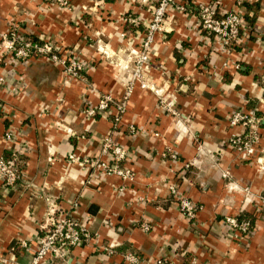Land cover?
<instances>
[{
  "label": "crops",
  "instance_id": "obj_1",
  "mask_svg": "<svg viewBox=\"0 0 264 264\" xmlns=\"http://www.w3.org/2000/svg\"><path fill=\"white\" fill-rule=\"evenodd\" d=\"M68 1L69 9L44 0H0V34L14 27L84 63L81 79H71L45 56L17 60L0 51V156L15 152L21 165L14 187L0 185V254L13 261L8 264L25 263L52 205L57 214L71 213L90 236L66 260L43 264H126V252L136 253L140 264L160 257L169 264H264V120L250 157L228 142L245 131L229 123L234 109L264 115L258 37L264 0H178L185 10L167 14L143 72L159 95L136 84L117 125L114 109L92 118L83 109L104 94L122 96L133 49L157 0ZM198 1L220 13H243L239 44L224 46L199 30ZM129 14L141 23L125 21ZM106 135L126 150L123 165L132 181L68 161L70 153L101 157ZM170 185L196 205L193 220L179 211ZM225 215L248 219L250 232L229 231Z\"/></svg>",
  "mask_w": 264,
  "mask_h": 264
},
{
  "label": "built area",
  "instance_id": "obj_2",
  "mask_svg": "<svg viewBox=\"0 0 264 264\" xmlns=\"http://www.w3.org/2000/svg\"><path fill=\"white\" fill-rule=\"evenodd\" d=\"M54 3L60 7L69 9L68 0H44ZM145 1V0H141ZM199 30L208 36L216 37L221 44L230 47L239 44L242 37V31L245 29V20L241 11L230 10L220 13L216 5L211 2L198 1L195 3ZM171 10L184 11L185 4L178 0H157L151 13L150 19L145 24V29L141 37L139 46L133 49L134 53L131 57V74L127 82L122 96L114 99L109 94L100 96L95 105L86 106L83 109L85 116L92 118L96 114L105 113L114 109L113 125L120 122L121 116L124 113L127 105V100L131 95L133 88L138 84L143 89H149L156 95H159V90L152 87L146 82L143 72L149 63V54L152 49V43L155 35L163 28L165 17ZM125 21L133 25H139L141 19L137 15H127ZM260 40L264 42V30L258 35ZM0 51L2 55H10L17 60H27L33 56H45L50 61L61 65L64 73L71 79H81L84 69V63L76 56L67 57L61 55L55 45L51 41H38L31 37L21 35L16 28L11 27L4 33L0 34ZM5 83L3 75L0 74V87ZM164 106L169 112H174L171 101L165 102ZM264 120V115H258L254 110L244 111L234 109L229 117L231 125H240L245 128L243 134L231 135L228 142L237 152L244 157H250L255 150V145L259 139L258 124ZM135 129L131 126L130 132ZM4 137L11 139L9 131L4 132ZM99 158H83L80 159L76 155L70 153L68 161L78 162L87 168L96 170L103 175H116L122 180L132 181L133 173L129 168L123 165L126 158V150L114 144L111 137L106 135L103 137L100 145ZM171 158H176L173 153H163ZM104 156L105 158H102ZM261 163V158H257ZM19 158L15 152L8 156H0V185L11 189L20 181V168L18 164ZM185 168L188 167L186 163ZM89 173L91 175V171ZM226 176V173L223 174ZM119 189H123L121 186ZM169 191L177 200L179 211L189 220H193L196 215V205L187 197L179 195L174 186H169ZM241 191L247 192L246 187L241 188ZM38 196L39 193H36ZM261 202H264L263 197H260ZM47 218L44 222L43 230L35 236V248L31 252L28 260L23 264H43L52 263L55 260H66L73 248L79 246L83 241L89 238L90 234L87 228L80 223L71 213L63 211L56 213L54 206L47 207ZM223 225L229 231L238 232L241 235H247L250 232V221L244 217L225 215L223 217ZM143 231L149 229L147 222H142L140 225ZM23 247L27 243L22 241ZM126 264H140V259L136 253L126 252L122 254ZM13 262V261H12ZM4 255L0 254V264L12 263ZM15 263V262H14ZM153 264H169L165 258H156Z\"/></svg>",
  "mask_w": 264,
  "mask_h": 264
},
{
  "label": "trees",
  "instance_id": "obj_3",
  "mask_svg": "<svg viewBox=\"0 0 264 264\" xmlns=\"http://www.w3.org/2000/svg\"><path fill=\"white\" fill-rule=\"evenodd\" d=\"M7 156H8V155H7ZM18 164H19V168H20V166H21V165H20V161H18Z\"/></svg>",
  "mask_w": 264,
  "mask_h": 264
}]
</instances>
